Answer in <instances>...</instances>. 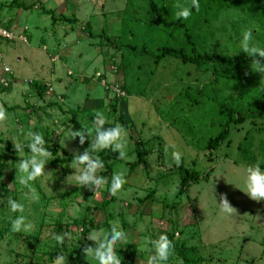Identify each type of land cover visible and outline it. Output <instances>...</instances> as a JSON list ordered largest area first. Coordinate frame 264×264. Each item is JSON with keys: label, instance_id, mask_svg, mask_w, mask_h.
<instances>
[{"label": "rangeland", "instance_id": "rangeland-1", "mask_svg": "<svg viewBox=\"0 0 264 264\" xmlns=\"http://www.w3.org/2000/svg\"><path fill=\"white\" fill-rule=\"evenodd\" d=\"M12 1L0 0V24L14 35L2 41L0 51V109L6 114L0 121L4 145L0 153L8 152V143L13 147L9 138L27 143L24 133L34 130L45 135L47 143H59L78 154L89 140L86 137L84 145H79L78 138L64 140L70 138L68 129L94 132L100 113L105 128L119 124L126 132L128 159L108 161L111 173H100L106 178L105 186L92 192L65 183L69 175L67 182H75L73 162L50 161L44 167L46 174L31 182L29 190L18 183L16 170L8 164L22 159L20 154L10 158L0 168V199L24 203V215L33 227L28 233H12L9 216L16 214L8 213L6 201L0 205V264H52L58 250L67 253L68 264H97L82 251L94 246L87 234L107 231L110 226L129 236L124 242L129 244L122 243L116 250L122 264H146L150 253L144 238L160 234L173 246L168 264H186L184 254L199 257L197 264H264V200H251L243 192L246 167L260 161L264 168V120L247 119L232 129L229 140L219 148L204 149L218 131L208 107L215 94V66L197 67L169 55L156 66L154 56L161 51L140 57L133 50L115 49L112 42L121 44L122 37L131 43L151 34L144 0H18L31 7L27 10L11 5ZM48 10L61 20L54 21ZM87 23L95 36L85 29ZM260 29L257 20L243 10L224 7L194 33L199 51L239 59L245 55L239 47L243 32L253 30L251 43L260 49ZM250 65L251 61L243 60L241 72L257 74ZM128 68L134 70L129 84L137 83V77L140 85L148 82L142 77L148 69L155 70V76L149 88L134 90L126 105L113 112L110 98L126 82ZM98 75L105 79L98 81ZM223 90L227 95L236 92ZM131 135L145 140L144 148L152 150L143 163L137 162ZM174 151L181 155L180 164L200 176L183 193ZM130 162L137 167L132 168ZM120 172L125 183L116 195H110L111 177ZM222 194L233 208L230 213L217 205ZM86 220L92 223V232L83 233ZM64 233L70 239L58 246L54 234Z\"/></svg>", "mask_w": 264, "mask_h": 264}, {"label": "trees", "instance_id": "trees-1", "mask_svg": "<svg viewBox=\"0 0 264 264\" xmlns=\"http://www.w3.org/2000/svg\"><path fill=\"white\" fill-rule=\"evenodd\" d=\"M180 1L184 6L191 4V0ZM144 2L148 8V15L150 16L147 23H150L153 27V29L149 30L151 34L144 40L137 39L131 43L127 42L126 38L122 37L121 44L112 42L114 48H126L129 51L133 50L140 57H146L155 53V51H161L160 54L158 53L154 56L156 66H158L167 55L178 58L182 60L183 63L194 64L197 67L205 66L209 63H212L215 66L217 74L216 84L214 85L215 94L212 95L208 107L215 115V118L211 123L214 127H218V131L216 134L208 138L206 145L204 146L205 150H216L219 148L226 140H229L232 129L235 128V126L242 124L247 119L264 120V73L257 72V74H252L241 72L243 60L248 59L252 62L253 57H249L245 54L243 58L236 59L225 54L199 51L200 42L197 40L194 33V29H200L202 26L209 24L222 8H239L251 18L257 20L260 24V35L263 39L260 49L264 50V0H198L199 9L192 11L190 19L188 18L190 21L177 19L175 17L177 9L174 5L177 4L176 0H144ZM11 5L23 7L25 10L31 8L29 5H24L23 3L18 2V0H13ZM48 13L51 14L54 21L61 20L60 17H56L51 10H48ZM73 21H76V19H73ZM0 27L9 29L3 24H0ZM85 29L90 33V36H95L91 30L90 24L87 23ZM106 37L109 39L108 36ZM112 40L117 41V39ZM2 41L6 42L7 40L0 39V50ZM185 44L189 49H185ZM256 59L259 62L264 63V58L257 56ZM154 71L155 70L153 69H148V73L142 75V77L148 78V82L142 84V86L138 83L140 77L136 78L138 81L137 83L136 81L131 84L128 83L127 80L130 78L129 76L133 77L132 73H134L132 68H128L127 74L125 75L126 82L117 86L115 89L116 94L110 98V105L113 108V112L117 109V106L121 107V105H126L125 102H127L128 97L134 93V90L138 92L141 90L144 92L146 88H149L150 81L155 76ZM98 77L97 79L100 82L105 79L104 75H98ZM40 83L41 82L39 81L35 82L36 86H41ZM223 89L230 92H236L227 95ZM245 101H248V104H245ZM214 103L217 104L218 107H216ZM188 104H190V101L186 103L187 106ZM119 119L121 120L120 117ZM171 120L174 121V117ZM73 123L77 126L80 124L75 118ZM95 126L93 127L94 130ZM98 126L102 129L105 128L104 125ZM179 130L183 132L181 127H179ZM187 132H190V130ZM131 137L134 143L133 148H136L137 152V162H139L138 164L143 163L145 155L150 154L152 150H146L144 148L143 145L145 140L143 141L140 138H136L134 135H131ZM49 146V150L55 157L50 161L51 164L73 162V154L61 144L55 143L54 145L49 144ZM239 147L241 148V146ZM6 150L8 151L7 153H0V160L5 162L3 166L10 158H15L16 156L11 143L7 144ZM25 153L28 154L27 151H25ZM59 153H63L64 157H58L57 155ZM17 155H19V153ZM100 159L103 161L106 168L103 171V175L105 176L109 175L112 170L108 161H111L112 163L122 161L117 159L116 153H113L110 150L101 151ZM128 164L132 166V168L137 167L136 162H130ZM3 166H0V168ZM178 170L180 172L179 189L180 192L183 193L187 190L190 181H198L200 176L198 173L189 170L183 163L178 166ZM91 225L92 223L90 221H83V233L92 232L94 229H90ZM181 247H184V245H181ZM176 253L178 254L179 252ZM73 259L74 261L76 260V258ZM183 259L186 264H197L200 260L197 256L187 254H184ZM78 263H80V261Z\"/></svg>", "mask_w": 264, "mask_h": 264}, {"label": "clouds", "instance_id": "clouds-1", "mask_svg": "<svg viewBox=\"0 0 264 264\" xmlns=\"http://www.w3.org/2000/svg\"><path fill=\"white\" fill-rule=\"evenodd\" d=\"M174 7L177 9L175 17L177 19L187 20L193 10L199 9L198 0H191V4L183 6L176 4ZM26 29V28H24ZM254 30V29H253ZM253 30L244 31L239 41V47L241 52L245 53L249 57H253L251 67L253 71L264 73V63L259 62L256 57L264 58V50H261L252 45ZM25 37V36H20ZM6 119V114L3 109H0V121ZM97 125H102L104 122L103 115L97 113L95 118ZM70 138H64L71 140L78 138L79 145H84L85 139L89 140L88 147L78 154H73V163L70 165L74 172L77 173L74 176V183H68V177H66V184H74L77 187H84L89 191L95 192L101 189L106 184V178L100 173L104 171L105 165L100 159L98 153L104 150H110L116 153V158L120 160H127L126 155V132L119 124H114L108 128H101L97 126L94 132L89 130H76L72 131L68 129ZM58 134V133H57ZM29 138L25 144L16 139H11L13 142V149L18 157L22 159L15 163L8 162L9 167L16 170L15 178L18 176V183L21 186L29 188L31 190V182L41 178L45 173L44 167L46 163L51 161L54 156L49 150V144L45 140V135L40 131L28 130L24 133ZM8 140V139H5ZM4 145L0 143V152H2ZM27 151L28 155H23ZM172 157L177 165L180 164L181 155L179 152H173ZM5 162L0 160V166H3ZM246 178L244 180V193L254 201L264 200V168L261 167L260 161L254 164L248 165L245 169ZM3 179V176L0 175ZM0 179V180H2ZM125 183V176L123 172L117 173L111 177L110 184L108 186V192L110 195H116L121 189V185ZM34 198V197H33ZM6 201V207L8 213L16 214L14 217L9 216L10 231L12 233H28L33 225L27 220L24 215L25 204L17 199L3 198L0 199V205H4ZM226 212H231L232 207L224 198L223 194L220 198V203L217 204ZM67 238V242L70 237L67 233L54 234V240L58 246L65 245L64 240ZM80 239V238H79ZM78 239V240H79ZM87 239L94 242V246H86L82 249L85 257H92L97 261V264H122L121 257L117 253L118 248L129 243H124L129 239L127 233L117 226H110L107 231L92 232L87 234ZM75 246L77 247V241ZM144 243L148 248L149 256L147 257L146 264H168L169 258L172 255L173 246L171 241L165 234L158 235L157 238L145 237ZM73 247V248H74ZM52 264H68L67 253L62 250H58L52 260Z\"/></svg>", "mask_w": 264, "mask_h": 264}, {"label": "built area", "instance_id": "built-area-1", "mask_svg": "<svg viewBox=\"0 0 264 264\" xmlns=\"http://www.w3.org/2000/svg\"><path fill=\"white\" fill-rule=\"evenodd\" d=\"M0 37H1L0 39H9V38H14V35L9 31V29L0 27ZM0 57H1V55H0Z\"/></svg>", "mask_w": 264, "mask_h": 264}]
</instances>
